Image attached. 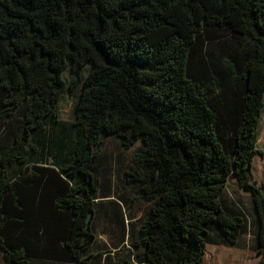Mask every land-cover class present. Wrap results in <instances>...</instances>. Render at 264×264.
I'll return each mask as SVG.
<instances>
[{
	"label": "trees",
	"instance_id": "1",
	"mask_svg": "<svg viewBox=\"0 0 264 264\" xmlns=\"http://www.w3.org/2000/svg\"><path fill=\"white\" fill-rule=\"evenodd\" d=\"M263 114L264 0H0L4 264H264Z\"/></svg>",
	"mask_w": 264,
	"mask_h": 264
},
{
	"label": "rangeland",
	"instance_id": "2",
	"mask_svg": "<svg viewBox=\"0 0 264 264\" xmlns=\"http://www.w3.org/2000/svg\"><path fill=\"white\" fill-rule=\"evenodd\" d=\"M76 101V97L73 95H69L62 103V112L63 117L67 120L72 119L74 102ZM258 144L260 146L262 154H257L255 157V162L253 166V180L256 181L257 184L264 183V114L262 116V122L260 126V136ZM117 148V147H116ZM114 147H112V150ZM110 150V146H109ZM125 156H128L126 159H129V155L131 152H121ZM115 156L119 155V151L115 150L113 152ZM113 167V166H112ZM111 167V177L112 182L117 186V170ZM239 188L236 184H232L229 187V196L232 198H238L236 189ZM245 202L249 203V198L247 195L243 196ZM143 206H146L145 204ZM144 214L143 208H136L135 220L138 221L139 218H142ZM98 231L100 235L101 226H98ZM103 236L100 238L102 240L101 244L110 243L118 240V235L114 234L113 237L110 235H106L102 232ZM252 234V233H251ZM250 233H247L243 236V240L241 241V247H231V246H222L216 245L215 243H210L207 246V255L205 259V264H260V255L253 248V238ZM109 241V242H108ZM125 246V251L122 252L120 256L117 255L116 248L113 245H109L105 253L113 255V263L119 262V259H123L125 257H130L133 261L134 259V251L131 247V241H128ZM134 252V253H133ZM135 263V262H133ZM0 264H4V259L2 257V253L0 252Z\"/></svg>",
	"mask_w": 264,
	"mask_h": 264
},
{
	"label": "crops",
	"instance_id": "3",
	"mask_svg": "<svg viewBox=\"0 0 264 264\" xmlns=\"http://www.w3.org/2000/svg\"><path fill=\"white\" fill-rule=\"evenodd\" d=\"M255 165V164H254ZM242 194V192L240 191V195ZM109 223V221H107V222H102V224H101V231H100V238H102V236H103V234H102V232L104 233V234H106V235H110V237H113V235L114 234H117L118 235V233H115V232H108V228H111L112 226L111 225H109L108 224ZM106 228V230H107V232H104V229ZM118 241V240H117ZM117 241H113V242H110V243H102L101 244V242H102V240H99V245H100V248H102L103 250H104V252L107 250V247L109 246V245H113L114 247H115V245H114V243H116ZM109 242V241H108ZM116 248V247H115ZM106 255H108L107 253L104 255L105 257L103 258V260H102V262L101 263H98V264H107V256ZM113 261V255H112V260H110V262H111V264H115V263H113L112 262Z\"/></svg>",
	"mask_w": 264,
	"mask_h": 264
},
{
	"label": "water",
	"instance_id": "4",
	"mask_svg": "<svg viewBox=\"0 0 264 264\" xmlns=\"http://www.w3.org/2000/svg\"><path fill=\"white\" fill-rule=\"evenodd\" d=\"M93 216V212L91 211L90 213H89V216H88V218H87V226H86V228L89 230V223H90V220H91V217ZM91 242V240L89 241V243ZM26 264V263H25Z\"/></svg>",
	"mask_w": 264,
	"mask_h": 264
},
{
	"label": "bare ground",
	"instance_id": "5",
	"mask_svg": "<svg viewBox=\"0 0 264 264\" xmlns=\"http://www.w3.org/2000/svg\"><path fill=\"white\" fill-rule=\"evenodd\" d=\"M93 239H94V236H91V242L93 241ZM99 240H100V235H99V233L97 234V237H96V243L98 244L99 243Z\"/></svg>",
	"mask_w": 264,
	"mask_h": 264
}]
</instances>
